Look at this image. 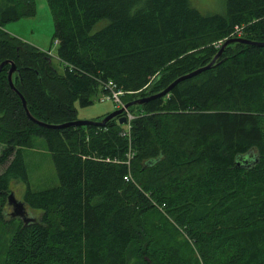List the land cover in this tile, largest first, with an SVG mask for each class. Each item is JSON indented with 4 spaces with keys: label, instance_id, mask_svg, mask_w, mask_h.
<instances>
[{
    "label": "trees",
    "instance_id": "1",
    "mask_svg": "<svg viewBox=\"0 0 264 264\" xmlns=\"http://www.w3.org/2000/svg\"><path fill=\"white\" fill-rule=\"evenodd\" d=\"M45 3L61 73L2 28L32 16L33 0H0V264H264L263 46L227 44L209 68L127 108V126L33 121L76 120L73 102L88 105L108 80L124 104L158 93L226 39L264 42V0L207 14L189 0ZM35 138L58 181L42 190L22 155ZM14 182L40 213L26 223L8 215Z\"/></svg>",
    "mask_w": 264,
    "mask_h": 264
},
{
    "label": "rangeland",
    "instance_id": "2",
    "mask_svg": "<svg viewBox=\"0 0 264 264\" xmlns=\"http://www.w3.org/2000/svg\"><path fill=\"white\" fill-rule=\"evenodd\" d=\"M189 1L190 4L202 14L220 13L223 11L224 0ZM33 2L34 14L32 16L22 17L7 22L2 28L9 34L42 51H46L50 56L52 66L58 73H61L62 66L55 56L56 45L51 38L53 32L52 19L45 0H33ZM101 96L102 93H95L91 96L92 101L83 107L79 106L77 102H73L75 119L98 121L103 118L104 114L118 109L111 100H100ZM133 101H135V99ZM137 107V105L132 104L128 107V110L130 112H135ZM22 155L28 184L32 190H42L57 185L58 181L50 154L46 150L44 141L41 138H35L33 146L31 148H24L22 150ZM1 169L2 167H0V171ZM10 189L14 197L20 199L24 185L19 182H14L11 184ZM26 212L28 217H37L40 214L39 210H32L29 208H26Z\"/></svg>",
    "mask_w": 264,
    "mask_h": 264
},
{
    "label": "water",
    "instance_id": "3",
    "mask_svg": "<svg viewBox=\"0 0 264 264\" xmlns=\"http://www.w3.org/2000/svg\"><path fill=\"white\" fill-rule=\"evenodd\" d=\"M232 42H239V43H245V44H252V45H256V46H263L264 47V42H254V41H249V40H244V39H241V38H229V39H226L224 40L218 51L216 52V54L212 57V59L204 66L202 67H199L197 69H194L193 71L187 73V74H184L182 76H179L177 77L176 79H174L170 84H168L163 90H161L160 92L158 93H155L153 95H150V96H147V97H142V98H139V99H136L135 101H131V102H128V103H125L123 105V107H120L118 109H115L113 111H111L110 113L106 114L101 120L99 121H91V120H74V121H71V122H65V123H61V124H57V125H49V124H44L42 122H38L36 120H33L35 121V123L39 124V125H42V126H45V127H48V128H55V129H58V128H62V127H65V126H71V125H77V126H85V125H88V124H93V125H97V126H101L103 125L107 120H109L110 118H113V117H116L117 118V123L118 124H123L126 122V119L125 117L122 115V112L128 108V106L132 105V104H142L150 99H153L155 97H159V96H162L164 95L166 92H168V90L173 86L175 85L177 82L183 80V79H186V78H189L207 68H209L213 62L215 61V59L220 55L222 49L229 43H232ZM4 63H8L7 61H3L0 63V68L1 66L4 64ZM14 71V65L12 63H10V67L7 71V75H6V78H7V82H8V85L10 86V88L15 91L20 99V102H21V105L22 107L24 108L25 110V113L28 117H30V115L28 114L26 108H25V103H24V100L22 98V96L15 90V88L12 86V83H11V74L12 72ZM32 119V118H31ZM6 206L9 208V217L11 218H19L23 223H26L28 221H31L33 220L32 217H28L27 216V212H26V207L24 205V203L20 200V199H17L14 197L13 193L10 192L8 193L7 197H6Z\"/></svg>",
    "mask_w": 264,
    "mask_h": 264
},
{
    "label": "built area",
    "instance_id": "4",
    "mask_svg": "<svg viewBox=\"0 0 264 264\" xmlns=\"http://www.w3.org/2000/svg\"><path fill=\"white\" fill-rule=\"evenodd\" d=\"M104 87L106 91L102 93L100 100L109 99L114 103L116 108L123 107L124 103L122 102L121 97L124 94V92L121 89H117L115 85L112 83V81L110 80H108L105 83ZM123 112H124L123 116L126 119L125 123L127 126L128 122L132 119V115L129 112H127L126 109Z\"/></svg>",
    "mask_w": 264,
    "mask_h": 264
}]
</instances>
